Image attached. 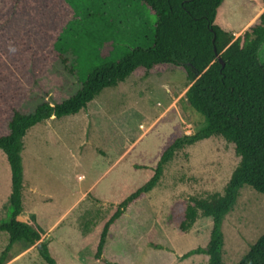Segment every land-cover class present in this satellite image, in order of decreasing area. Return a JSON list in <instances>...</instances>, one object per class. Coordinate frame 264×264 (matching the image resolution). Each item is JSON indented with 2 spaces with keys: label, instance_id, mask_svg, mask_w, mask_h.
<instances>
[{
  "label": "rangeland",
  "instance_id": "rangeland-1",
  "mask_svg": "<svg viewBox=\"0 0 264 264\" xmlns=\"http://www.w3.org/2000/svg\"><path fill=\"white\" fill-rule=\"evenodd\" d=\"M263 7L264 0H224L214 22L238 36L257 23ZM155 21L142 0H0V135L13 110L60 101L94 67L133 48H150ZM258 56L264 67V44ZM188 85L184 70L172 65L139 69L103 88L78 113L28 129L20 217L41 238L33 245L14 243L4 264H48L41 242L57 264H207L205 254L180 256L206 245L211 220L198 218L186 234L176 220L181 199L222 192L238 164L233 143L218 136L176 151L157 184L118 220L100 259L90 246L102 217L157 165L173 128L190 134L205 124L188 105ZM10 185L0 150V223L9 218ZM222 232L223 264H236L264 233V194L242 186ZM7 242L0 231V252Z\"/></svg>",
  "mask_w": 264,
  "mask_h": 264
},
{
  "label": "trees",
  "instance_id": "trees-1",
  "mask_svg": "<svg viewBox=\"0 0 264 264\" xmlns=\"http://www.w3.org/2000/svg\"><path fill=\"white\" fill-rule=\"evenodd\" d=\"M142 1L156 17L150 48H133L114 62L94 67L79 89L60 101L42 99L30 111L13 110L7 133L0 135V150L8 161L11 181L9 218L0 223V231L8 235V242L0 252V264L5 263L14 243L23 241L33 245L41 238L39 230L20 217L23 210L21 152L28 129L51 117L78 113L103 88L117 86L139 69L148 72L161 65H172L184 70L189 82L185 91L188 105L204 115L206 122L190 134H184L177 125L173 128L147 179L124 194L100 220L90 245L93 258H101L107 238L116 229L118 220L157 184L164 165L176 151L199 140L218 136L233 143L239 162L222 192L189 195L180 200L176 227L181 234L188 233L200 217L211 220L206 245L189 249L180 256L181 259L205 254L207 264H223L222 222L235 205L240 188L247 185L264 194V67L258 56L264 44V7L257 23L234 36L214 22L224 0ZM66 61L63 58L64 64ZM68 72L73 73V68ZM151 243L161 248L159 244ZM39 253L48 264H57L46 243H40ZM106 264L118 263L107 261ZM236 264H264V233Z\"/></svg>",
  "mask_w": 264,
  "mask_h": 264
},
{
  "label": "water",
  "instance_id": "water-1",
  "mask_svg": "<svg viewBox=\"0 0 264 264\" xmlns=\"http://www.w3.org/2000/svg\"><path fill=\"white\" fill-rule=\"evenodd\" d=\"M214 50H215V48H214ZM219 61L223 64V62L221 61V59H219Z\"/></svg>",
  "mask_w": 264,
  "mask_h": 264
},
{
  "label": "crops",
  "instance_id": "crops-1",
  "mask_svg": "<svg viewBox=\"0 0 264 264\" xmlns=\"http://www.w3.org/2000/svg\"><path fill=\"white\" fill-rule=\"evenodd\" d=\"M23 179H24V172H23Z\"/></svg>",
  "mask_w": 264,
  "mask_h": 264
}]
</instances>
